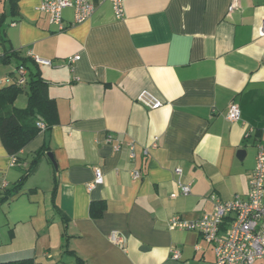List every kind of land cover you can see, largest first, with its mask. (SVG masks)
<instances>
[{"label": "crops", "instance_id": "1", "mask_svg": "<svg viewBox=\"0 0 264 264\" xmlns=\"http://www.w3.org/2000/svg\"><path fill=\"white\" fill-rule=\"evenodd\" d=\"M46 1L0 0V89L20 65L4 55L16 51L33 67L31 53L51 60L38 68L59 114L16 156L0 134V193L45 149L20 192L0 204V263L78 264L74 253L84 264H215L200 233L169 222L211 213L212 196L248 197L264 146V0H241L233 12L230 0H126L122 19L109 1L93 0L81 24L64 9L63 30L40 10ZM143 95L162 106H146ZM233 105L236 123L227 118ZM27 106L23 93L10 109ZM96 168L104 183L90 191ZM93 203L104 204L101 217ZM113 231L123 244L110 240Z\"/></svg>", "mask_w": 264, "mask_h": 264}, {"label": "built area", "instance_id": "2", "mask_svg": "<svg viewBox=\"0 0 264 264\" xmlns=\"http://www.w3.org/2000/svg\"><path fill=\"white\" fill-rule=\"evenodd\" d=\"M109 1L113 5L115 15L122 19L125 15L124 3L126 0H101ZM241 0H230L229 12H233L239 7ZM66 8H74L75 23L81 24L87 21L95 11L93 0H49L44 2L40 10L50 16L53 24L63 30L62 12ZM260 36L264 37V19L260 27ZM35 64L41 66H52L51 60L42 59L34 54H30ZM78 57L72 59L77 61ZM27 69L20 65L17 68L16 76L9 78L5 83H16L24 86L27 83ZM141 101L152 109H158L162 102L156 101L147 95L141 97ZM227 118L236 123L241 121V110L237 106H231ZM37 126L42 131L47 129L44 122L38 121ZM112 137L109 138V141ZM130 146V158L135 159V146ZM157 144H154L156 147ZM119 148V147H118ZM147 154L148 151H145ZM16 162V159L14 160ZM177 176L182 175V169L175 170ZM134 180L141 177L140 171L132 173ZM104 183V174L100 168L95 170V179L89 183L88 190H93ZM6 186V184H5ZM191 187L180 183V194L189 196ZM177 194L172 197H177ZM213 201V211L205 214L197 221H185L180 217L171 219L170 230L196 231L210 244L214 246L216 261L215 264H255L257 261L264 262V146L259 147L256 158V166L249 177V194L247 198L235 196L233 199L223 202L216 196L211 197ZM110 240L121 245L124 238L117 232L110 234ZM173 258L179 260L181 253L175 250Z\"/></svg>", "mask_w": 264, "mask_h": 264}, {"label": "trees", "instance_id": "3", "mask_svg": "<svg viewBox=\"0 0 264 264\" xmlns=\"http://www.w3.org/2000/svg\"><path fill=\"white\" fill-rule=\"evenodd\" d=\"M4 58L7 60L17 59V62L25 66L28 72L26 85L18 86L16 83H5L6 86L0 89V134L8 152L16 156L41 132L37 126L38 121L44 122L47 128H51L59 123V114L56 100L49 96V83L42 77L38 65L33 62L36 65L33 67L30 59L22 58L16 51L4 55ZM23 93L28 95L27 108L10 109V106H13ZM44 150V148L41 149L34 156L28 175L37 171ZM28 175L24 176L15 188L0 193V204L20 192ZM103 211V203L91 205L92 216L101 217ZM72 254L78 264H84L82 259L76 254ZM0 264H35V261L30 258L1 262Z\"/></svg>", "mask_w": 264, "mask_h": 264}]
</instances>
